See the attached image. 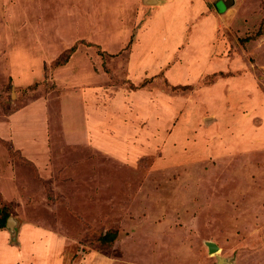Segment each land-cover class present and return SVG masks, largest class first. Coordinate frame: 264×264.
<instances>
[{
	"label": "rangeland",
	"instance_id": "1",
	"mask_svg": "<svg viewBox=\"0 0 264 264\" xmlns=\"http://www.w3.org/2000/svg\"><path fill=\"white\" fill-rule=\"evenodd\" d=\"M218 257L264 264V0H0V264Z\"/></svg>",
	"mask_w": 264,
	"mask_h": 264
},
{
	"label": "water",
	"instance_id": "2",
	"mask_svg": "<svg viewBox=\"0 0 264 264\" xmlns=\"http://www.w3.org/2000/svg\"><path fill=\"white\" fill-rule=\"evenodd\" d=\"M209 250H210V252L216 251L217 250L216 245L214 243H209ZM223 263H225V258L218 257V260L215 264H223Z\"/></svg>",
	"mask_w": 264,
	"mask_h": 264
},
{
	"label": "trees",
	"instance_id": "3",
	"mask_svg": "<svg viewBox=\"0 0 264 264\" xmlns=\"http://www.w3.org/2000/svg\"><path fill=\"white\" fill-rule=\"evenodd\" d=\"M4 219H5V216H4ZM5 222V221H4ZM3 222V223H4ZM2 226H4V225H2ZM115 238H116V233L114 232H108V233H106V235L104 236V239L105 240H115Z\"/></svg>",
	"mask_w": 264,
	"mask_h": 264
}]
</instances>
